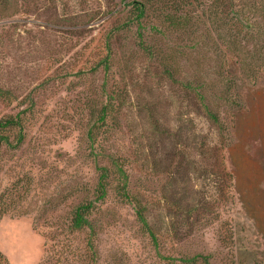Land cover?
Listing matches in <instances>:
<instances>
[{
  "label": "rangeland",
  "instance_id": "rangeland-1",
  "mask_svg": "<svg viewBox=\"0 0 264 264\" xmlns=\"http://www.w3.org/2000/svg\"><path fill=\"white\" fill-rule=\"evenodd\" d=\"M168 1L0 0V264H264V0ZM112 163L175 261L116 176L70 228Z\"/></svg>",
  "mask_w": 264,
  "mask_h": 264
},
{
  "label": "trees",
  "instance_id": "trees-1",
  "mask_svg": "<svg viewBox=\"0 0 264 264\" xmlns=\"http://www.w3.org/2000/svg\"><path fill=\"white\" fill-rule=\"evenodd\" d=\"M157 3L161 4H171V1L168 0H155ZM187 3L189 0H186ZM131 6L133 7L135 16L131 18L127 23H125L123 26L126 27L130 22H137L138 25H140V21L145 17V12L147 9V4L148 1L146 2H136L133 1L130 3ZM168 22V28L171 30H174L176 28L177 30L180 31H185L187 30L186 28L189 26L190 23V18H179L176 16H172L167 18ZM190 28V27H189ZM141 37V35H139ZM10 98V93L0 89V100L1 101H8ZM123 96L119 95L118 99H115L114 97H110L107 103L102 104L101 106V115L99 118H97V121L103 122L106 118V115L111 112V100H117L118 104H122V99ZM200 100L203 101V97H200ZM204 109L207 113V115L214 121V123L218 124V117L215 113H213L210 109V107H206L204 105ZM18 129L19 132L16 137H18V142L22 140V133H21V123L20 120L17 119L16 117L12 118H7V117H2L0 118V132H5L8 130H13V129ZM0 140L2 142H5L9 146L8 140L6 139L5 136H0ZM112 170H109L106 167H100L98 168L99 170V178H98V184L93 191L94 199H85L81 201L79 204H77L74 207V210L72 211V219H71V226L70 228L73 231H80L83 229H88L90 231V234H94V224L90 220V214L94 210V204L102 201L107 194V189H108V182L110 177L116 176L118 180L121 182L116 190H117V195L120 199L125 200L128 202V204H131L133 206V210L135 212L136 220L138 224L141 227V230L147 234L150 243L153 245L154 249L156 250V253L158 255V258L160 261H175V259L166 257L161 254L159 251V242H158V237H157V232H155L151 226H149L146 217H145V208L144 206L140 203L137 197L132 195L131 193L128 192L127 190V176L125 172L123 171L122 167L118 163H112ZM89 248L93 251V244L91 241L88 242ZM197 257H190V258H182L178 260V262H181L182 264H209L207 257H203L202 261H197ZM7 264V263H5Z\"/></svg>",
  "mask_w": 264,
  "mask_h": 264
}]
</instances>
